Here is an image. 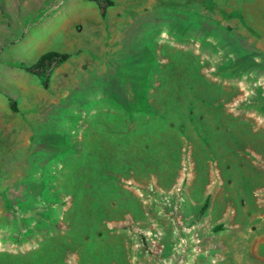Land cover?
<instances>
[{
    "label": "rangeland",
    "instance_id": "1",
    "mask_svg": "<svg viewBox=\"0 0 264 264\" xmlns=\"http://www.w3.org/2000/svg\"><path fill=\"white\" fill-rule=\"evenodd\" d=\"M0 8V264H264V0Z\"/></svg>",
    "mask_w": 264,
    "mask_h": 264
},
{
    "label": "trees",
    "instance_id": "2",
    "mask_svg": "<svg viewBox=\"0 0 264 264\" xmlns=\"http://www.w3.org/2000/svg\"><path fill=\"white\" fill-rule=\"evenodd\" d=\"M66 58H67L66 53H60L57 51H48L43 53L35 63L28 66H26L25 63L23 65L26 66L28 72H31L32 74H39L41 71H43L51 64L60 62Z\"/></svg>",
    "mask_w": 264,
    "mask_h": 264
},
{
    "label": "crops",
    "instance_id": "3",
    "mask_svg": "<svg viewBox=\"0 0 264 264\" xmlns=\"http://www.w3.org/2000/svg\"><path fill=\"white\" fill-rule=\"evenodd\" d=\"M0 10H2V9L0 8ZM12 42H13V41H12ZM2 43H3V44L0 45L1 48H3V46H4L5 44H7L8 42L2 41ZM8 44H9V43H8ZM51 51H53V50H51ZM46 52H48V51H46ZM44 53H45V52H44ZM42 54H43V53H42ZM42 54H41V55H42ZM41 55H40V56H41Z\"/></svg>",
    "mask_w": 264,
    "mask_h": 264
}]
</instances>
